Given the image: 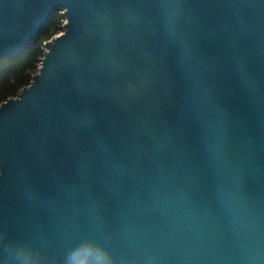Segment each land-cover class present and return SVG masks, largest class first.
Here are the masks:
<instances>
[{
    "label": "water",
    "instance_id": "obj_1",
    "mask_svg": "<svg viewBox=\"0 0 264 264\" xmlns=\"http://www.w3.org/2000/svg\"><path fill=\"white\" fill-rule=\"evenodd\" d=\"M60 10L0 102V264H264V0H0V61Z\"/></svg>",
    "mask_w": 264,
    "mask_h": 264
},
{
    "label": "trees",
    "instance_id": "obj_2",
    "mask_svg": "<svg viewBox=\"0 0 264 264\" xmlns=\"http://www.w3.org/2000/svg\"><path fill=\"white\" fill-rule=\"evenodd\" d=\"M62 15L55 11L48 20L46 27L29 46L19 53L0 61V102L28 84L31 75L37 70L43 53V42L49 39L59 28Z\"/></svg>",
    "mask_w": 264,
    "mask_h": 264
},
{
    "label": "clouds",
    "instance_id": "obj_3",
    "mask_svg": "<svg viewBox=\"0 0 264 264\" xmlns=\"http://www.w3.org/2000/svg\"><path fill=\"white\" fill-rule=\"evenodd\" d=\"M80 247H87L89 255L85 259L78 257ZM77 249L70 252L63 264H116L111 252L103 245L96 242L88 241ZM9 255L4 259L3 264H14L19 261L20 264H43L42 254L27 245L9 244Z\"/></svg>",
    "mask_w": 264,
    "mask_h": 264
},
{
    "label": "built area",
    "instance_id": "obj_4",
    "mask_svg": "<svg viewBox=\"0 0 264 264\" xmlns=\"http://www.w3.org/2000/svg\"><path fill=\"white\" fill-rule=\"evenodd\" d=\"M59 13L61 14V10L59 11ZM61 15H62V14H61ZM64 21H65V18L62 16V18H61V23H60V25H59V28L55 31V33H54L52 36H54V35H58L59 33H61V31H62V25H63ZM52 36H51V37H52Z\"/></svg>",
    "mask_w": 264,
    "mask_h": 264
},
{
    "label": "snow or ice",
    "instance_id": "obj_5",
    "mask_svg": "<svg viewBox=\"0 0 264 264\" xmlns=\"http://www.w3.org/2000/svg\"><path fill=\"white\" fill-rule=\"evenodd\" d=\"M0 240H2V237H0Z\"/></svg>",
    "mask_w": 264,
    "mask_h": 264
},
{
    "label": "rangeland",
    "instance_id": "obj_6",
    "mask_svg": "<svg viewBox=\"0 0 264 264\" xmlns=\"http://www.w3.org/2000/svg\"><path fill=\"white\" fill-rule=\"evenodd\" d=\"M39 64V63H38Z\"/></svg>",
    "mask_w": 264,
    "mask_h": 264
}]
</instances>
